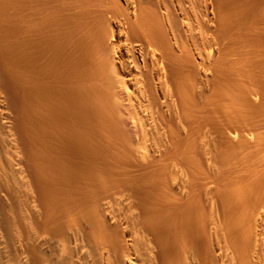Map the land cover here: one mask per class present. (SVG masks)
I'll return each instance as SVG.
<instances>
[{"label": "bare ground", "instance_id": "6f19581e", "mask_svg": "<svg viewBox=\"0 0 264 264\" xmlns=\"http://www.w3.org/2000/svg\"><path fill=\"white\" fill-rule=\"evenodd\" d=\"M0 264H264V0H0Z\"/></svg>", "mask_w": 264, "mask_h": 264}, {"label": "rangeland", "instance_id": "374dc122", "mask_svg": "<svg viewBox=\"0 0 264 264\" xmlns=\"http://www.w3.org/2000/svg\"><path fill=\"white\" fill-rule=\"evenodd\" d=\"M12 259H13V257H12ZM14 260V259H13ZM13 262V261H12Z\"/></svg>", "mask_w": 264, "mask_h": 264}]
</instances>
